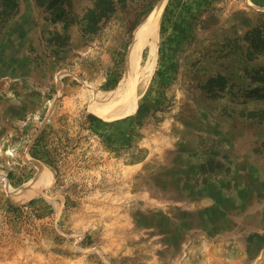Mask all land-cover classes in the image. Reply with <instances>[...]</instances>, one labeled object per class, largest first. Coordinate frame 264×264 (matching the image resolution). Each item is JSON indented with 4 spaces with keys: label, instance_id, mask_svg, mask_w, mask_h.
Listing matches in <instances>:
<instances>
[{
    "label": "rangeland",
    "instance_id": "obj_1",
    "mask_svg": "<svg viewBox=\"0 0 264 264\" xmlns=\"http://www.w3.org/2000/svg\"><path fill=\"white\" fill-rule=\"evenodd\" d=\"M68 1L0 0V264H264V0H167L153 72L111 116L99 96L146 63L130 46L161 0L98 22ZM32 203L55 220L14 210Z\"/></svg>",
    "mask_w": 264,
    "mask_h": 264
},
{
    "label": "bare ground",
    "instance_id": "obj_2",
    "mask_svg": "<svg viewBox=\"0 0 264 264\" xmlns=\"http://www.w3.org/2000/svg\"><path fill=\"white\" fill-rule=\"evenodd\" d=\"M167 3V0H161L152 10V12L145 18L143 23L139 25L134 32L133 41L130 46V55H129V61L130 65L135 68L136 64L138 62V59L141 55V52L145 49L147 54V60L146 63L141 67L139 72L134 73L130 79L132 80H125V82H121L119 87L113 92V95H100L99 100L100 103L98 106H96V110L106 116L111 115H118L123 113L130 105L132 104L134 97H135V91L136 88H138L139 85L144 84L147 82L149 76L153 72L156 57L158 54V46H159V27L161 18L163 15V11L165 8V5ZM130 75V72H129ZM128 89H131V92L125 94V91H128ZM125 94V96H124ZM124 96V97H123ZM120 97L123 99V102H117V100H120ZM117 103L119 105L118 111L114 112L110 109L114 108V106ZM98 104V103H97ZM9 153L13 154L15 153L14 148H9ZM50 180V174H48L47 170L44 171L42 168H40V172L38 174V186L36 188H33L32 192H29L27 194H17L15 193L12 195L14 197L15 202H22L26 199L30 198L34 194L38 192V188L40 184H43L45 182L44 180ZM9 191L14 190L12 187H8Z\"/></svg>",
    "mask_w": 264,
    "mask_h": 264
},
{
    "label": "trees",
    "instance_id": "obj_3",
    "mask_svg": "<svg viewBox=\"0 0 264 264\" xmlns=\"http://www.w3.org/2000/svg\"><path fill=\"white\" fill-rule=\"evenodd\" d=\"M18 0H9V6H17ZM64 3H69L68 0H62ZM8 4V3H7ZM116 4V0H97L95 7L91 10V15L94 17L95 22H98L100 18L103 16H110L113 12L114 5ZM251 36V44L248 48V56L254 59H258L260 56L264 55V27L256 26L250 32ZM255 80H264V67L260 69H256ZM212 81H218V84H213ZM211 81L212 86L211 90H216L220 88V90H224L226 87V82L224 81V77L219 75L216 78H213ZM262 88L257 87L255 88V92H259ZM263 90V89H262ZM39 138H38V143ZM43 152L46 153L47 157L51 158V152L47 149H42Z\"/></svg>",
    "mask_w": 264,
    "mask_h": 264
},
{
    "label": "built area",
    "instance_id": "obj_4",
    "mask_svg": "<svg viewBox=\"0 0 264 264\" xmlns=\"http://www.w3.org/2000/svg\"><path fill=\"white\" fill-rule=\"evenodd\" d=\"M20 210L18 209H14L15 211H18L19 213L23 212V213H26V214H30L35 220H39V221H42V220H47V224L51 222L53 218V212L52 213H47V214H41L39 212V210L37 208H34L31 206V204H26L24 205V207L22 208H19ZM55 220V219H54ZM57 223V222H55ZM82 236V235H79V237ZM82 238V237H80Z\"/></svg>",
    "mask_w": 264,
    "mask_h": 264
},
{
    "label": "crops",
    "instance_id": "obj_5",
    "mask_svg": "<svg viewBox=\"0 0 264 264\" xmlns=\"http://www.w3.org/2000/svg\"><path fill=\"white\" fill-rule=\"evenodd\" d=\"M31 206L35 208L36 205H35V203L34 204L32 203ZM19 208H21V207H19ZM19 208H17V209L20 210Z\"/></svg>",
    "mask_w": 264,
    "mask_h": 264
},
{
    "label": "water",
    "instance_id": "obj_6",
    "mask_svg": "<svg viewBox=\"0 0 264 264\" xmlns=\"http://www.w3.org/2000/svg\"><path fill=\"white\" fill-rule=\"evenodd\" d=\"M150 13H151V12H150ZM142 23H143V22H142ZM142 23H141V24H142ZM141 24H140V25H141Z\"/></svg>",
    "mask_w": 264,
    "mask_h": 264
}]
</instances>
